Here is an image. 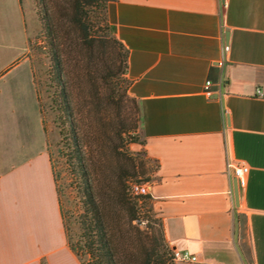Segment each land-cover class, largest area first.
Here are the masks:
<instances>
[{
  "label": "crops",
  "instance_id": "obj_1",
  "mask_svg": "<svg viewBox=\"0 0 264 264\" xmlns=\"http://www.w3.org/2000/svg\"><path fill=\"white\" fill-rule=\"evenodd\" d=\"M107 17L157 164L150 207L170 248L196 256L175 264H264V0H113ZM27 49L23 0H0V264H81ZM227 158L249 167L238 206Z\"/></svg>",
  "mask_w": 264,
  "mask_h": 264
},
{
  "label": "rangeland",
  "instance_id": "obj_2",
  "mask_svg": "<svg viewBox=\"0 0 264 264\" xmlns=\"http://www.w3.org/2000/svg\"><path fill=\"white\" fill-rule=\"evenodd\" d=\"M93 1L83 8V12L87 9L89 14V20L84 19L85 24L91 26L88 37L84 38V31L71 24L70 34L61 39L58 49L62 77L58 80L51 45L40 18L41 4L23 0L28 33L26 57L33 71L65 231L70 243L83 241L79 221L82 188L72 150V118L84 145L97 195L110 221L123 223V229L116 230L118 244L132 248L134 264L175 263L172 249L167 242L163 245L160 238L159 218L148 211L149 198H141L145 203L139 224L141 235L126 222V212L117 211L115 191L123 184L131 195L132 184L154 180L156 162L147 157L141 147L137 103L129 93L130 79L126 75L123 50L112 40L109 30V1ZM52 11L55 22L59 23V13L54 7ZM62 89L66 95L62 94ZM65 100L70 110L66 109ZM81 258L86 261L88 256L81 253ZM121 261L124 264L126 260L121 258Z\"/></svg>",
  "mask_w": 264,
  "mask_h": 264
},
{
  "label": "trees",
  "instance_id": "obj_3",
  "mask_svg": "<svg viewBox=\"0 0 264 264\" xmlns=\"http://www.w3.org/2000/svg\"><path fill=\"white\" fill-rule=\"evenodd\" d=\"M36 3H40L42 7L41 20L44 27V33L51 45V57L54 62L56 71V78L58 80L62 77V66L60 60V52L58 46L66 35L70 34L71 24L77 26L78 29L84 31V38L88 37V31L91 26L86 23L85 20H89V14L87 9L83 12V8L91 5L93 0H35ZM109 2L113 0H108ZM53 7L59 14L60 22H55ZM85 19V20H84ZM68 25V29L65 27ZM109 30L112 33L111 26ZM112 40L118 44L123 50V57L125 62V68H127V50L123 44L112 34ZM92 41V40H91ZM62 94L66 95L65 90L62 89ZM66 98V96H65ZM66 109L70 110L68 102L65 100ZM138 112V106H137ZM72 116V113H70ZM139 117V116H138ZM74 120V119H73ZM72 120L70 124L72 126V146L74 153V162L76 165V175L81 184L82 193V211L80 213V225H81V237L83 241L77 243H70L67 237V243L71 250L78 256L81 264H122L121 258L126 260L124 264H134L131 262L133 259V251L129 245H119L116 241V230H122L121 224L117 222L112 223L108 217V213L97 195L92 171L88 167L86 153L84 151V145L81 141L78 132L76 130L75 122ZM122 134V133H121ZM157 164L155 165V170ZM54 175V174H53ZM55 179V178H54ZM122 181H125L122 179ZM117 194V211H125L127 214L126 222L130 223V228L136 231V234L141 235L139 224L142 222V208L144 202L141 201L142 196H146L150 199L149 194L146 195H129V190L125 185H120L115 191ZM148 211H152L149 207ZM61 211V208H60ZM62 216V213H61ZM63 219V217H62ZM135 221V224L132 222ZM159 235L166 245V241L163 235L161 220L159 219ZM125 222V221H124ZM64 224V222H63ZM65 228V226H64ZM66 233V231H65ZM124 234V233H123ZM144 250H147L145 244H142ZM155 248H153L154 250ZM81 253L88 256L84 261L81 258ZM146 264H149L147 261ZM170 264H175L171 262Z\"/></svg>",
  "mask_w": 264,
  "mask_h": 264
},
{
  "label": "built area",
  "instance_id": "obj_4",
  "mask_svg": "<svg viewBox=\"0 0 264 264\" xmlns=\"http://www.w3.org/2000/svg\"><path fill=\"white\" fill-rule=\"evenodd\" d=\"M222 49L224 53L227 52L229 49V45L225 41H223ZM213 85L214 83L210 79L205 80L203 84V91L205 92V94L211 95V93L213 92V88H212ZM215 85L218 89H220L222 86L220 82L216 83ZM263 94H264V87H257L255 89L256 96H262ZM226 167L231 171L232 175L236 179L238 188L239 186H244L246 184V174L249 172V167L247 164L237 163L233 161V159L227 158ZM130 190L131 193L134 195L149 194L150 183L146 182L143 184H139V183L132 184ZM172 259L174 261H195L196 256L186 250L172 249Z\"/></svg>",
  "mask_w": 264,
  "mask_h": 264
},
{
  "label": "water",
  "instance_id": "obj_5",
  "mask_svg": "<svg viewBox=\"0 0 264 264\" xmlns=\"http://www.w3.org/2000/svg\"><path fill=\"white\" fill-rule=\"evenodd\" d=\"M232 195H233V201L235 203L236 206H238L239 204V190H238V186L236 183V179H233L232 182Z\"/></svg>",
  "mask_w": 264,
  "mask_h": 264
}]
</instances>
